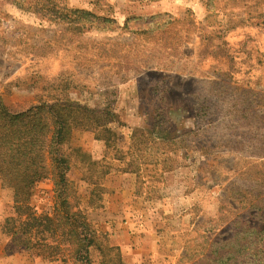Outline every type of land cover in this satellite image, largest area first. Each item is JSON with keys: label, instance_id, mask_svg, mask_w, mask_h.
Masks as SVG:
<instances>
[{"label": "rangeland", "instance_id": "obj_1", "mask_svg": "<svg viewBox=\"0 0 264 264\" xmlns=\"http://www.w3.org/2000/svg\"><path fill=\"white\" fill-rule=\"evenodd\" d=\"M67 98L115 114L110 146L77 128L66 148L79 207L122 264H218L206 255L238 215L264 225L248 208L264 199V0H0V100ZM54 188L24 180L16 210L0 176V264H64L9 235L54 215ZM236 237L228 264H264V232Z\"/></svg>", "mask_w": 264, "mask_h": 264}, {"label": "trees", "instance_id": "obj_2", "mask_svg": "<svg viewBox=\"0 0 264 264\" xmlns=\"http://www.w3.org/2000/svg\"><path fill=\"white\" fill-rule=\"evenodd\" d=\"M114 116L110 110L90 108L68 98L42 102L21 111L10 110L0 100V176L14 181L16 210L26 196L21 189L24 180L52 178L58 200L53 216L46 215L42 220L32 216L30 220L21 222V227H11L9 235L14 244L33 252L41 246L46 247L50 251L44 259L61 260L64 264H93L91 252L95 247L104 256L99 264H122V258L116 259L119 247L99 243V238L107 239L108 233L98 230L88 213L79 207L80 197L69 176L73 167L71 153L66 148L77 128L93 129L96 137L105 139L110 146L116 136L109 127ZM110 172L105 170L102 176ZM91 177L86 175L81 179L100 188L98 180ZM96 190L104 192L105 188ZM94 192L95 189L92 194ZM248 208L254 211V217L259 216L264 221V199L252 202ZM234 224V232L239 226H242L241 230L236 231L234 237L216 241L218 247L206 255V260L211 261L214 254V262L228 264L234 257L239 240L235 236L241 231L251 235L264 232V225L260 227L259 221H246V217L240 215ZM58 231H62L61 240L56 238ZM45 232L50 235L45 236ZM35 238L37 240L33 242ZM241 247L246 248L244 244ZM111 252L117 253L112 256ZM37 255L40 256L39 253Z\"/></svg>", "mask_w": 264, "mask_h": 264}, {"label": "crops", "instance_id": "obj_3", "mask_svg": "<svg viewBox=\"0 0 264 264\" xmlns=\"http://www.w3.org/2000/svg\"><path fill=\"white\" fill-rule=\"evenodd\" d=\"M124 246L128 249L129 248V243H128V241H124ZM128 244V245H127ZM158 245H157V243L156 244H154V247H153V249H157L156 247H157ZM4 247H5V244H4V246H3V248H2V250H4ZM123 247V246H122ZM152 249V248H151ZM49 262V261H48ZM37 264H49V263H44V262H41V263H39V261H38V263Z\"/></svg>", "mask_w": 264, "mask_h": 264}]
</instances>
